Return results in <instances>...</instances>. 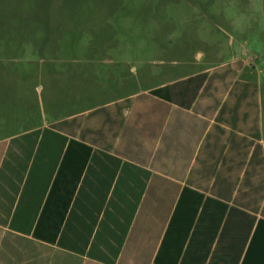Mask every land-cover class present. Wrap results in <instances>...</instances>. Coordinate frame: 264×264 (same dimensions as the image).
<instances>
[{"label": "crops", "instance_id": "1", "mask_svg": "<svg viewBox=\"0 0 264 264\" xmlns=\"http://www.w3.org/2000/svg\"><path fill=\"white\" fill-rule=\"evenodd\" d=\"M245 68L247 64L243 60L235 59L166 79L105 105L130 100L127 106L110 108L100 114L99 120H92V131H110L113 136L111 142L99 139L96 148L113 151L122 144L128 154H139L143 161L147 160V167L141 168L150 178L157 176L180 186L173 204L165 207L150 201L139 204L125 241L123 233H118L121 222L118 219L123 212H132L135 207L122 208L121 204H112V213L102 221L104 226L98 230L92 246L96 229L91 233L85 249H67L39 236V233L44 234L41 229L48 224L54 226V216L44 210L52 181L44 194L37 188V173L30 174L26 187L23 186L28 171L19 176L1 173L0 264H145L138 258L144 251L150 252L157 240L156 253L167 233L168 236L182 234L184 248L189 241L198 244L202 234L201 208L192 213L190 205L177 204L184 187L229 207H238V203V208L246 212L260 210L264 197L257 201L254 188L262 186L264 192L262 97L260 84L241 76ZM153 90H158V94H151ZM141 95L146 97H139ZM109 113L116 114L115 118L119 119L116 127L109 125ZM36 129L14 134L0 143H9ZM119 158L122 162H133ZM1 165L2 160L0 168L7 167V164ZM86 224L83 216L72 214L62 240L84 242ZM22 227L26 229L22 231ZM217 240L218 237L214 242Z\"/></svg>", "mask_w": 264, "mask_h": 264}, {"label": "rangeland", "instance_id": "2", "mask_svg": "<svg viewBox=\"0 0 264 264\" xmlns=\"http://www.w3.org/2000/svg\"><path fill=\"white\" fill-rule=\"evenodd\" d=\"M235 59L264 125V0H0V140Z\"/></svg>", "mask_w": 264, "mask_h": 264}, {"label": "trees", "instance_id": "3", "mask_svg": "<svg viewBox=\"0 0 264 264\" xmlns=\"http://www.w3.org/2000/svg\"><path fill=\"white\" fill-rule=\"evenodd\" d=\"M151 94H158V90H153ZM129 103L130 100L126 99L96 109L86 116H75L36 129L11 139L9 143H0V161L2 160V165L7 164L5 169L1 165L0 176L4 172L19 176L28 171L23 186L26 187L30 174L32 176V173H37V188L44 194L52 181L44 210L54 216V226L48 224L41 229L44 234L39 233V236L67 249H85L91 233L96 229L91 246L94 243L98 230L104 226L102 221L112 213V204H121L122 208L135 207L132 212H123L118 219L121 221L118 233H123L122 239L125 241L139 204L150 201L165 207L166 204L176 202L179 184L157 176L150 178L149 173L141 168L147 167L148 163L147 160L143 161L141 155L128 154L122 144L113 151L96 148L99 139L111 142L113 136L110 131H92V120H99L100 114L105 110L127 106ZM109 114V125L116 127L119 119L115 118L116 114ZM102 122L105 123V120ZM120 156L133 162H122ZM254 190L257 201H261L264 197L262 186H256ZM178 203L190 205L192 213L201 208L199 220L202 234L198 244L189 241L184 248L182 234L168 236L167 233L157 252L155 253L158 243L156 240L150 252L144 251L138 258L140 263L264 264V204L260 210L250 213L239 209L238 203V207H229L186 187L182 188ZM67 213L69 214L63 224ZM72 214L75 217L83 216L87 223V238L80 244L62 240V233ZM256 215L260 217L257 218ZM24 229L26 227L21 228L22 231ZM175 230L179 231V228L176 227ZM59 233L60 238L55 241ZM33 234L38 236V233ZM217 237L218 240L214 242ZM121 243L122 240L118 247Z\"/></svg>", "mask_w": 264, "mask_h": 264}]
</instances>
